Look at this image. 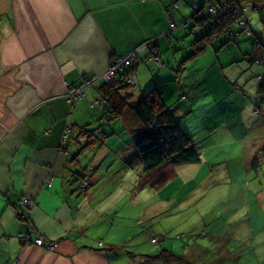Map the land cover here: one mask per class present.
Masks as SVG:
<instances>
[{
	"label": "crops",
	"instance_id": "crops-1",
	"mask_svg": "<svg viewBox=\"0 0 264 264\" xmlns=\"http://www.w3.org/2000/svg\"><path fill=\"white\" fill-rule=\"evenodd\" d=\"M204 2L0 0V264H161L145 263L142 255H155L161 249L172 252L161 247L127 252L130 258L124 257V225H114L118 213L113 216L110 202L104 196L96 198V193L107 173L109 180L111 176L115 179L117 160L124 167V126L129 129L135 124L127 108L154 82L159 84L156 76L166 106L164 93L178 90L179 101L170 108L181 125V119L194 110L181 100L188 97L189 83L185 80L187 64L180 62L192 51L193 35L184 23L191 21L193 7ZM244 18L251 32L239 34L235 43L217 51L213 47L219 38L212 39L205 52L213 61L197 82L206 86L210 75L222 89H240L238 98L243 103L250 99L247 110L241 109L244 115L249 113L245 123L238 116L225 127L235 139L257 126L253 104L256 77L262 68L252 64L247 54L264 61V2L257 11L246 9ZM170 23L175 28H170ZM150 38L160 66L147 58V49L140 50ZM252 40L257 42L254 48ZM134 52L135 87L114 85V100L97 85L87 89L82 100L68 103V85L99 75L112 61ZM161 82H168L165 88ZM224 96L215 97L212 106L221 104ZM111 106L115 111L106 112ZM212 115H217L215 110ZM259 118L264 119L261 109ZM95 125L99 129L91 130ZM65 129L69 131L62 142ZM255 133L264 137V131ZM82 154L88 156L87 166L80 160ZM193 164L201 161L164 164L158 169L161 176L169 173L162 179L156 177L159 184L147 185L162 191L168 185L166 179L177 177L176 171L190 172ZM83 167L84 172L79 170ZM82 179H87L83 189ZM115 192L118 196L116 188ZM23 198L29 199L28 205H20ZM18 234L27 235L28 242ZM35 237L58 244L48 251L31 243ZM230 244L227 241L224 247L223 241V257ZM183 245L185 251L198 248L189 240ZM176 255L191 263L189 254ZM233 264H240L239 260Z\"/></svg>",
	"mask_w": 264,
	"mask_h": 264
},
{
	"label": "rangeland",
	"instance_id": "rangeland-1",
	"mask_svg": "<svg viewBox=\"0 0 264 264\" xmlns=\"http://www.w3.org/2000/svg\"><path fill=\"white\" fill-rule=\"evenodd\" d=\"M212 55L215 60L214 52ZM212 61L204 51L184 62L187 64L185 80L189 85L188 97L181 100H185V105L191 104L194 110L188 112L189 108H186L188 113L181 123L198 144L201 164L190 166V172L176 171L178 176L166 179L168 185L162 191L147 183L159 184L156 177L162 179L169 172L161 176L159 167L145 172L135 157L131 166L124 160L123 168L119 166L121 160H117L115 179L111 176L109 180L107 173L105 180L99 182L96 198L104 196L112 206V215L118 213L114 225H124V257L127 259L130 258L127 252L143 253L168 247L175 254H189L190 264H233L238 260L240 264H264V137L255 133L264 131V119L255 112L257 126L252 132L239 139L231 136L225 128L227 122L239 116L245 123L249 113L246 112L245 117L243 112L250 99L243 103L238 98L240 89H222L220 84L212 82L210 75L206 77V86L197 83L207 74L205 68ZM156 80L160 85L158 76ZM167 83L161 82V85L165 88ZM125 87L135 85L125 84ZM211 90L215 91L209 93ZM164 94L169 106H175L179 101L177 89L170 95ZM223 95V103L212 106L214 98ZM213 110L216 116L212 115ZM94 129L99 127L95 125L91 130ZM131 147V135L125 132L124 126V155L131 153ZM118 155L119 152L114 159ZM253 156L256 157V168L251 166ZM80 160L87 166L88 156L82 154ZM108 160L109 157L105 162ZM84 169L79 170L84 172ZM97 172L100 173V168ZM115 188L119 191L118 196ZM126 234L129 235L127 239ZM152 236L157 242H151ZM187 240L198 248L189 247L185 251L183 244ZM223 241L224 247L227 241L231 242L224 257ZM232 255L235 258L232 259Z\"/></svg>",
	"mask_w": 264,
	"mask_h": 264
},
{
	"label": "trees",
	"instance_id": "trees-1",
	"mask_svg": "<svg viewBox=\"0 0 264 264\" xmlns=\"http://www.w3.org/2000/svg\"><path fill=\"white\" fill-rule=\"evenodd\" d=\"M263 2L264 0H205L200 8L199 5L197 9L193 10L190 18L191 22L186 21V28L193 35L192 51L181 63L204 52L214 38H219L218 44L213 47V51H217L230 42L235 43L241 32L244 31L245 34H249L251 32L250 28L246 19H243L244 11L246 9L257 11ZM210 8L214 10L210 11ZM240 21L243 22L241 26L238 25ZM256 45L257 42L252 40L251 47L254 48ZM247 56H251L249 61L252 64L262 68V72L256 77V101L253 107L258 115H260V109L264 114V61L259 57L252 56L251 53H248ZM133 61L130 63L131 67H134ZM160 65L161 61L159 59L158 66ZM129 71H133V69L129 68ZM77 84L78 82L70 85L75 87ZM114 84H104L102 81L98 83V85H102L100 88L104 91L106 89L105 92L110 98L115 93ZM118 86L125 87V84ZM82 99L83 97H69L68 103L73 104V102ZM113 99L115 100V96H113ZM115 103L117 102L112 104ZM111 108L107 109L106 112L115 111L113 106ZM127 112L135 120V124L133 126L129 125V129L125 127V131L131 135L132 140L131 153L129 151L123 157L127 165L131 166L132 158L135 157L141 162L144 171L149 172L164 164L180 165L200 161L199 149L196 147L190 133L174 116L170 106H166L162 98V89L158 83L154 82L149 90L141 94L136 102L127 108ZM255 158L253 156L250 160L253 168L257 166ZM83 181L81 180V189L84 188H82ZM139 185L143 184L139 183ZM20 205L24 204L20 202ZM152 240L157 242L155 236L151 237V242ZM142 256L145 263L148 261H157L161 264L189 263L186 258L172 253L169 249H161L155 255Z\"/></svg>",
	"mask_w": 264,
	"mask_h": 264
},
{
	"label": "built area",
	"instance_id": "built-area-1",
	"mask_svg": "<svg viewBox=\"0 0 264 264\" xmlns=\"http://www.w3.org/2000/svg\"><path fill=\"white\" fill-rule=\"evenodd\" d=\"M198 6H194V8H197ZM244 7V5H243ZM210 11H213V8L209 9ZM243 24L242 21H240L238 23L239 26H241ZM170 28H175V25L173 23H170L169 25ZM150 41L151 39L146 40L145 42H143L141 44V48H149V58L150 60H153L154 62H156L159 65V59L156 56L153 48L150 49ZM134 57V53H130L129 55L122 57L120 59H116L114 61H112V63L108 66V68L106 69V71L104 73H102L101 75H92L89 77H86L84 79H82L75 87H73L72 85H68L67 86V96L69 97H83L84 91L90 87H93L95 85H97L98 83H100L101 81L104 83H115V84H130V85H135V78L132 75V72L129 71V68H131L130 63L132 62ZM124 73H126L124 75ZM125 82V83H124ZM69 131V129H65V132L63 134L62 140L65 139L67 132ZM87 185L86 181H83L82 183V188L85 187ZM22 204L24 205H28L29 204V200L27 198H23L20 201ZM18 237L22 240V241H26L28 242L25 238H28L27 235H23V234H18ZM58 241L56 240H47V239H43L41 237H35L33 238V240H31V243H33L35 246L46 249L48 251H52L54 250L55 246L58 244ZM152 242H154V240H152Z\"/></svg>",
	"mask_w": 264,
	"mask_h": 264
},
{
	"label": "clouds",
	"instance_id": "clouds-1",
	"mask_svg": "<svg viewBox=\"0 0 264 264\" xmlns=\"http://www.w3.org/2000/svg\"><path fill=\"white\" fill-rule=\"evenodd\" d=\"M204 4V3H203ZM202 4H200V6H201ZM193 9H197V8H194L193 7ZM191 18V17H190ZM191 22V21H190ZM174 24V23H173ZM175 25V24H174ZM184 25H186V21H185V23H184ZM151 39V41H150V44H151V42H152V40H153V38H150ZM146 40H148V39H146ZM145 40V41H146ZM144 41V42H145ZM145 49H147V50H149V48H145ZM154 50V49H153ZM155 52V51H154ZM149 53H150V51H149ZM149 53H148V57L147 58H149ZM156 54V56L158 57V59H159V56H158V54L157 53H155ZM134 56H135V54H134ZM133 60H134V57H133ZM132 60V61H133ZM153 61V60H152ZM156 63V62H155ZM132 69H133V67H131ZM105 72V71H104ZM103 72V73H104ZM131 72H133V71H131ZM92 76V75H91ZM87 77H89V76H87ZM84 78H86V77H82L80 80H79V82L82 80V79H84ZM78 82V83H79ZM104 84H109V83H104ZM98 85V84H97ZM97 85H95V86H97ZM114 85H118V84H114ZM94 87V86H93ZM90 88H92V87H90ZM90 88H88V89H90ZM87 91V89L84 91V94H83V98H84V96H85V92ZM44 239V238H43ZM154 242H156V241H154Z\"/></svg>",
	"mask_w": 264,
	"mask_h": 264
},
{
	"label": "water",
	"instance_id": "water-1",
	"mask_svg": "<svg viewBox=\"0 0 264 264\" xmlns=\"http://www.w3.org/2000/svg\"><path fill=\"white\" fill-rule=\"evenodd\" d=\"M201 6H199V8H200ZM198 8V7H197Z\"/></svg>",
	"mask_w": 264,
	"mask_h": 264
},
{
	"label": "bare ground",
	"instance_id": "bare-ground-1",
	"mask_svg": "<svg viewBox=\"0 0 264 264\" xmlns=\"http://www.w3.org/2000/svg\"><path fill=\"white\" fill-rule=\"evenodd\" d=\"M70 100V99H69ZM121 164V163H120ZM155 239V238H154Z\"/></svg>",
	"mask_w": 264,
	"mask_h": 264
}]
</instances>
